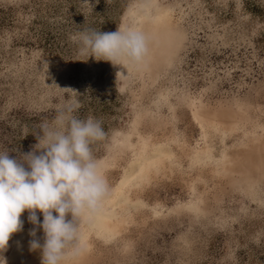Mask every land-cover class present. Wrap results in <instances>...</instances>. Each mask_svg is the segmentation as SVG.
I'll return each mask as SVG.
<instances>
[{
	"label": "rangeland",
	"instance_id": "obj_1",
	"mask_svg": "<svg viewBox=\"0 0 264 264\" xmlns=\"http://www.w3.org/2000/svg\"><path fill=\"white\" fill-rule=\"evenodd\" d=\"M118 27L149 38L140 65L81 56L70 39ZM72 98L74 115L106 132L91 145L106 199L140 139L173 156L126 187L118 233L89 232L67 264H264V0H0V152L32 151L35 131ZM205 142L212 158L193 162ZM27 217L0 252L5 264H25L10 254L20 240L33 253ZM35 238L43 244L42 229ZM35 252L26 264H40Z\"/></svg>",
	"mask_w": 264,
	"mask_h": 264
},
{
	"label": "clouds",
	"instance_id": "obj_2",
	"mask_svg": "<svg viewBox=\"0 0 264 264\" xmlns=\"http://www.w3.org/2000/svg\"><path fill=\"white\" fill-rule=\"evenodd\" d=\"M70 39L79 44L81 56L124 68L140 65L149 52V38L133 27L103 33L88 29ZM81 107L72 98L57 108L53 121L35 131L38 143L32 151L18 158L0 152V252L11 235L22 230L25 210L34 225L29 250H41L40 264H67L85 251L81 224L100 213L110 186L91 147L103 141L106 132L101 121L74 115ZM69 214L71 219H66ZM37 227L43 230V244L35 238ZM0 264H5L2 256Z\"/></svg>",
	"mask_w": 264,
	"mask_h": 264
},
{
	"label": "bare ground",
	"instance_id": "obj_3",
	"mask_svg": "<svg viewBox=\"0 0 264 264\" xmlns=\"http://www.w3.org/2000/svg\"><path fill=\"white\" fill-rule=\"evenodd\" d=\"M161 14L163 15V12L159 14V17ZM159 17H157L158 20L160 19ZM208 127L214 128L215 130H218L217 128H219L216 126V122H213V121H211V124ZM140 143L142 144V151H140V153L136 155L134 159H132V161L129 163L128 168L126 167L127 169L125 170L122 178L118 180L119 181L118 184L116 183L117 186L113 190V196L106 199L105 201L106 204H103L102 210L100 211L98 215H96L91 220L84 221V224L82 227L83 229L80 231V236H81L82 242L84 241L83 244L85 248L88 244V242H85V240H87L85 236L89 232L95 233L96 236L104 240L111 239L112 237L115 236L116 233H118L120 224L125 221L123 218L116 217L117 213L115 210V206H122L125 204H128V206L130 205V201L126 195V187L129 186V184L131 183L135 184L136 182H138L139 179L141 177H144V175L147 174V172L152 167L153 168L156 167L159 163L163 162V160H166V159L170 161L172 160V156H173L172 151L170 150L169 147H167V144H161V143L159 144L157 143L155 145L153 144L152 148H150L151 150L148 151L146 146L148 145L149 147V144L144 139H140ZM210 149L211 148L209 146V143L205 142L201 150L196 152L197 154H195L193 158V162L194 161L195 162L197 161L205 162L208 159H211L212 155L210 154ZM191 203L192 202H189V204H186L185 207L195 210L197 208L196 204L195 203L191 204ZM120 227H122V224ZM25 246H26V243L20 240L16 248L10 254L12 255V258L22 261L26 264L30 260V257L33 258V256L35 255L33 253H37V252H35V250H33L32 254L28 252L27 250H26L27 252H25L24 251V249H26ZM25 253L26 254L28 253V254L25 255ZM80 258L81 256H79L76 259H80Z\"/></svg>",
	"mask_w": 264,
	"mask_h": 264
}]
</instances>
